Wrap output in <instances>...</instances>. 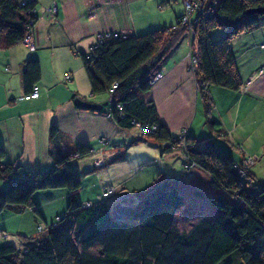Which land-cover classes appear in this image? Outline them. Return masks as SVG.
I'll return each instance as SVG.
<instances>
[{"label":"trees","instance_id":"16d2710c","mask_svg":"<svg viewBox=\"0 0 264 264\" xmlns=\"http://www.w3.org/2000/svg\"><path fill=\"white\" fill-rule=\"evenodd\" d=\"M34 5L35 0H0V48L23 43L25 35H30L37 18ZM204 7L189 25L182 22L181 12L170 25L139 34L115 32V37L102 33L88 51H74L81 60L90 95L106 93L112 102L98 111L109 114L119 129L139 126L140 134L131 142L151 140L162 144V153L176 146L177 135L168 131L146 95L153 76L187 33L188 47L196 59L194 77L205 114L203 123L220 132L209 117L207 89L209 85L241 88L230 41L243 31L264 25V11L253 10L264 9V0H216ZM215 27L221 31L213 39L210 30ZM20 72L23 91L29 94L39 79L38 60L27 58ZM64 78L70 75L65 73ZM183 129L182 162L194 166L189 170L199 168L209 175L212 214L184 208L176 184L162 180L145 189L125 219H114L106 201L81 202V177L67 154L58 155L47 171H29L18 161H4L0 145V178L8 181L0 190V211L31 208L39 213L33 202V193L39 189L63 188L68 195L64 213L46 230L26 237L22 248L11 244L0 247V264H264V182L246 166L247 178L236 174L234 165L241 158L234 159L210 140L198 143ZM56 132L55 127L49 128L52 147L58 146ZM90 150L81 143L75 153L83 157ZM123 159L124 152L117 151L109 161Z\"/></svg>","mask_w":264,"mask_h":264},{"label":"crops","instance_id":"0c3cea01","mask_svg":"<svg viewBox=\"0 0 264 264\" xmlns=\"http://www.w3.org/2000/svg\"><path fill=\"white\" fill-rule=\"evenodd\" d=\"M165 1L169 2L35 0L37 18L30 32L29 44L26 46L17 42L8 48H0V145L4 149L3 160L18 161L23 170L44 172L53 166L58 155L67 154L69 163L81 177L79 196L82 203L98 201L101 191L107 185H118L140 194L149 188L156 179L150 168L138 165L131 174L129 164L126 163L129 158L126 151H131V145L129 142L125 146V142L139 136L138 126L132 128L137 129L134 133L121 130L102 112L75 106L73 98L83 99L81 97H86L87 91L84 94L75 89L74 77L69 72L70 78L64 79L66 82L73 79L71 85H61L58 75L62 66L76 60L82 66L74 51H88L98 33H138L165 26L172 17ZM183 41L186 42L187 51L181 52L175 47L169 53L160 70L161 76L151 84L146 95L155 104L161 121L169 132L186 128L187 134L193 135L198 143L203 140L202 135L207 133L209 136L205 139H210L234 159L246 156L249 151H257L263 143L250 139V136L255 132L251 125H259L264 121V48L260 46L264 43V25L243 31L230 41L243 83L241 88L231 90L218 85L208 86L207 93L211 100L209 117L216 121L215 127L225 129L219 133L205 128L203 113L198 118V123H202L193 126L196 113L198 110L202 112L203 105L199 92L195 90L194 74L188 70L189 47L186 39ZM27 58H36L40 68L39 79L35 84L37 97L31 99L22 98L25 92L20 79V71ZM105 96L106 93L96 94L91 96V100L84 101L103 103L107 100ZM51 126L55 127L59 135L57 148L52 147L49 140ZM101 138L103 142L99 141ZM81 143L88 145L91 150L83 156L84 159L78 160L75 151ZM149 143L159 151L161 167L165 172L168 171L162 172L163 176L158 181L170 180L176 184L183 196L184 208L198 210L203 207L214 212L208 205L211 192L209 175L199 168L184 172L181 167L182 156L172 151L162 154V144ZM117 151L124 152V159L107 161ZM98 158L100 165L95 166L94 160ZM169 164L175 167L171 169ZM133 175L141 180L152 181L141 182L136 179L134 183H128ZM7 182L0 178V190L6 187ZM66 193L64 189L49 192L43 199L44 207L34 201V196L33 202L42 212L49 207L59 215L65 210ZM188 202L193 206H188ZM27 210L30 209L16 212L4 208L0 211V247L11 244L22 248L26 237L37 234L35 218H30ZM48 225L37 227L46 230Z\"/></svg>","mask_w":264,"mask_h":264},{"label":"rangeland","instance_id":"374dc122","mask_svg":"<svg viewBox=\"0 0 264 264\" xmlns=\"http://www.w3.org/2000/svg\"><path fill=\"white\" fill-rule=\"evenodd\" d=\"M165 4H167V5H165L167 7V10L172 14V17H171V20H170L171 22L170 21H167L165 23L166 24L165 26H167V25L172 24L174 22V14H180L181 12H183V7H182V3L180 2V0H169V2H166L165 1ZM187 28L189 29V26ZM145 31L146 30L141 31V32H138L136 34H139V33L145 32ZM220 31L221 30L219 29V27H215V28H213V29L210 30V36L213 39H215L216 37L219 36ZM109 33H111L113 35L115 34V32H113V31H110ZM98 34H101L102 35V33H98ZM103 35H105V34H103ZM25 37H26V35H25ZM96 40H97V37H95V41ZM185 44H186V42L182 40L178 44V46H176V47H177V49H179V51L185 52V50L187 51V47H186ZM75 60H76V58H75ZM65 72H67V73L69 72L71 75H73L74 81H75V84H74L75 89L76 88L79 89L84 94L87 91V96L86 97H81V98H83L82 100H91V95H90L89 90H88V83H87L86 75H85V72H84L82 66H80V61L76 60V62H71L70 64H67V65L62 66V69H61V71H60V73L58 75L59 80H61V82H62V83H60L61 85H65V86L66 85H71L73 83V79H72V81H67L66 82V80L64 79ZM190 72L194 74V71H190ZM157 79H159V78H156L153 82H155ZM153 82H151V83H153ZM195 83H196V80H195ZM195 90H198V86H196V85H195ZM105 97L107 99L106 101L108 102V97H109L108 94H106ZM31 98H33V97H31ZM87 102H90V101H87ZM202 113L204 114V109L203 108H202V112H200V110L197 111V113H196V119L194 121L193 126H197L198 124H201L202 123V122L198 123V118L199 117H202ZM215 126H217V125H215ZM206 127L207 126L205 125V128ZM251 127H254L255 128V132H253V134L250 136V139L251 138H254L252 140L260 141L261 143H263V145L260 146V147H258L257 148V151H249V153H247V155L249 154L248 157L252 156L251 158H255L252 163H248V164L245 163V161L243 160L244 156L241 157L240 162H242L243 164L238 162V165H239L238 166L239 167L238 174H240L241 176H244L245 177L246 172H245V169L244 168L246 166V167H249L250 168V170L256 175L257 178H260L264 182V138L262 137V136H264V121L261 124H259V125H256L254 123L253 125H251ZM138 128H139V126H138ZM216 128L217 129H220L221 131H222V129L225 130L224 128H221V127H216ZM194 129L197 130L195 127H194ZM231 129H232V126H231ZM248 129L250 130L249 126H248ZM127 130H131L130 132L134 133V132H136L137 129H133L132 130V128H131V129H127ZM228 130H229V127H228ZM181 131L182 130L179 129V130L174 131L172 133L175 134V135H179V134H181ZM182 135H184L183 132H182ZM131 136H133V135H131ZM208 136L209 135L207 133L204 134V135H202V139L203 140H199V143H204V142L210 140V139H205ZM177 137H179V136H177ZM182 139H184V138L179 137L177 139L176 146L172 149V152H174L175 154L178 153L183 158V154L181 152L182 151L181 150L182 148L180 149V146H181V143H182ZM99 140L100 141H103L102 139H99ZM131 141H132V137L125 142V146L129 142H130L129 144L131 145V147H130L131 148V151L130 152H129V150L126 151L127 154H129V158L126 161V163L129 164V167H128L129 168V171H131V174H132V173H134L136 171L135 168L138 165L139 166L147 165V167L150 168V171H152L154 173V176H155L156 179L154 178L155 180H153V181L152 180H149V179L141 180V179H139V177L133 175V176L130 177L128 183H134L136 181V179H139L141 182L142 181L146 182V180H149V182L152 181V184H153L154 181H158V178L163 176L162 172H165L164 169H163V167H161L162 166V162H161L162 160L159 157V151H157L156 150V147H154L152 144L149 143L151 140L150 141H146V142H138V143L137 142H131ZM134 144H137V145L134 146ZM162 154H166V153H162ZM125 156H126V153H125ZM82 158L83 157H79L78 160H80ZM139 159H140V161H139ZM94 161H95L94 162V165L95 166H97V164L100 165L99 164L100 163V158L95 159ZM107 161H109V159ZM83 165H85V163L82 164L81 166H83ZM91 167H92V165L90 164V168ZM173 167H175L173 164L169 166V168H171V169ZM181 167H182V170L184 172H188L187 169H185V167H184L183 164H181ZM90 168H88L87 171H89ZM80 171H81V169H80ZM167 172L168 171H166L165 173H167ZM165 177H167V176H165ZM247 177L248 176L246 175L245 178H247ZM61 189H63V188L39 189V190H37V191H35L33 193L34 201L36 203L38 202V204H40L39 206H43L44 207L45 205L43 203V199L46 197V195L49 192H51V191L57 192V191H60ZM65 191L67 192L66 189H65ZM115 191H117L116 193L120 192V195L121 194L122 195H125V197L126 196H131L132 199L135 197V193H136L135 191H130V190L125 189V188H122V187H120L118 185H107L101 191V195H100L98 201H101V198H103V196H105L104 194H107V193H110V192L111 193L109 194V196H115V193H114ZM66 195H67V193H66ZM138 195H140V193H138ZM105 197H107V196H105ZM113 199H114V197L111 198V200H113ZM36 200H38V201H36ZM66 201H67V198H66ZM66 201H65V203L67 204ZM85 204L88 205L87 202ZM135 204H137V202H135ZM187 205L188 206L189 205L190 206H193V204H190L189 202L187 203ZM208 205H209V207L211 209H214L215 210V208L213 206H211V204H208ZM35 207L38 209L39 213L34 212L31 208H29L30 210H27V211H28V215L30 216V218H35V225L34 226H36V228H37V225H40V226H42L44 228L47 224H50V222L53 221V223H54L64 213V211H65L64 210L63 213L61 211V213L58 215L57 213H54L55 209L46 207V208H44V210L42 212V210H40L37 207V205H35ZM133 207H135V206H133ZM64 208H66V205L65 204H64ZM198 210L201 213L204 212L205 214H212L213 213L212 210H208L207 211L203 207H202V209H198ZM38 230H41L39 232H43L44 231L43 229H41V227L38 228L37 231Z\"/></svg>","mask_w":264,"mask_h":264},{"label":"built area","instance_id":"2783aa9c","mask_svg":"<svg viewBox=\"0 0 264 264\" xmlns=\"http://www.w3.org/2000/svg\"><path fill=\"white\" fill-rule=\"evenodd\" d=\"M215 1L216 0H180V2L182 3V7H183V13H182V16H181L182 22L186 23L187 25H189V23L194 22L197 14L201 13L204 10L205 4L206 5H208L210 3L213 4V3H215ZM22 3H25V1H23ZM206 11H207V9H206ZM105 35L106 36L109 35V32H106ZM112 36L113 37L116 36V33L114 35L112 34ZM186 36H187L186 37L187 44H189L190 43V41H189L190 40L189 39V33H187ZM96 37H97V40L96 41H100V39L102 38V35L101 34H97ZM29 38H30V35H28V34L26 35L25 38H23V41L22 42L26 46L30 42V39ZM260 46L264 48V44H261ZM188 55H189V67H188V70L189 71H194L195 70V65H196V59H195L194 55L191 54L190 49H189ZM161 74H162L161 71H158L153 76L151 82H153L156 78H159L161 76ZM67 77H68V75H67ZM195 85L198 86V88H199L198 82H196ZM31 97H33V98L37 97V90H36V88L33 89L32 92H30L29 94L23 95V98L24 99H29ZM108 102L109 103H112L109 97H108ZM109 116L110 115L107 114L106 117L109 118ZM182 132L184 133V135H182ZM185 133L186 132L183 129L181 131V134H179L177 136L183 138L185 136ZM179 137H177V138H179ZM101 139L104 141L103 138H101ZM103 141H101V142H103ZM182 147H183V142L181 143L180 149ZM251 157L252 156H250V157H248V156L245 157L244 156L243 160L247 164L248 163H252L255 158H251ZM239 163H241V162H239ZM182 164L184 165L185 169H187V170H189L191 167H194L192 164H185L184 162H182ZM238 166L239 165L237 163L234 165V171H235L236 174H238V172H239L238 171V169H239ZM238 175H240V174H238ZM116 192L117 191L114 192L115 193V196H109V194L111 192L110 193H107V194H104L105 196H107V197L109 196V197L107 198V197L103 196V198L101 199L102 201L104 200V201H106L108 203L109 213L112 212L113 208L116 209V210H125V209H127L129 207V205H128L129 203H131V202L135 203V202L138 201V199L136 197H134L132 199L131 196H126L125 197V195H122V194L120 195V192H118V193H116ZM113 197H114V199L111 200V198H113ZM85 205H87V204H85Z\"/></svg>","mask_w":264,"mask_h":264},{"label":"water","instance_id":"95a60500","mask_svg":"<svg viewBox=\"0 0 264 264\" xmlns=\"http://www.w3.org/2000/svg\"><path fill=\"white\" fill-rule=\"evenodd\" d=\"M254 11H258V12H262L264 11L263 8H257V9H253ZM252 10H249L248 12H251ZM73 104L77 107H81L83 109H88V110H99L102 108L103 105H106L107 101L103 102V103H94V102H87L84 101L80 98H73ZM135 197L138 199L137 204L139 202V196L137 193H135ZM136 204V205H137ZM129 207L125 210H116L113 208L112 212H110V216L114 219H125L128 214L130 213V211L134 208L132 206H135V203L131 202L128 204ZM128 210V211H127Z\"/></svg>","mask_w":264,"mask_h":264},{"label":"clouds","instance_id":"9594fccd","mask_svg":"<svg viewBox=\"0 0 264 264\" xmlns=\"http://www.w3.org/2000/svg\"><path fill=\"white\" fill-rule=\"evenodd\" d=\"M264 44V43H263ZM189 172L191 171V170H188ZM138 194V193H137ZM141 195V194H140ZM140 195H138L139 196V199H140ZM140 201V200H139ZM89 204V203H88ZM136 206V205H135Z\"/></svg>","mask_w":264,"mask_h":264}]
</instances>
